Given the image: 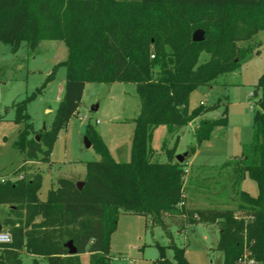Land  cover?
Segmentation results:
<instances>
[{"label": "trees", "instance_id": "16d2710c", "mask_svg": "<svg viewBox=\"0 0 264 264\" xmlns=\"http://www.w3.org/2000/svg\"><path fill=\"white\" fill-rule=\"evenodd\" d=\"M195 29L203 30L202 41H192ZM260 30L264 0H0V42L14 46L24 41L34 50L42 40H61L67 49L66 58L53 67L62 65L66 72L54 126L40 137L46 149L40 150L38 141L26 140L21 132L16 147L25 161L41 151L50 162L55 128L77 110L86 83H132L139 100L128 162L115 161L88 124L85 136L100 159L85 162L80 189L59 178L40 200L39 172L0 181V205L17 216L11 241L0 243V264H22V250L32 256V264H80L82 253L88 254L90 264H109V237L120 213L148 216L151 224L164 229L166 215L187 214L194 222L193 212L179 206L185 160H175L173 149L165 148L166 140L167 161L154 159L153 129L164 125L175 137L183 125L195 121V144L187 152L191 155L216 127L225 126L226 106L218 118H208L205 113L216 105L207 108L200 102L188 110L189 93L235 70L250 50L242 42ZM256 92L251 141L238 157L224 163L231 166L237 208L247 217H235L229 210L210 214L218 224L215 248L221 264H238L244 250L247 258L264 264V71ZM13 107L17 120L25 118V101ZM245 175L256 184L255 196L237 188ZM166 235L172 257L159 246V258L151 264H189L184 248ZM63 237L72 241L75 255L67 254Z\"/></svg>", "mask_w": 264, "mask_h": 264}, {"label": "rangeland", "instance_id": "374dc122", "mask_svg": "<svg viewBox=\"0 0 264 264\" xmlns=\"http://www.w3.org/2000/svg\"><path fill=\"white\" fill-rule=\"evenodd\" d=\"M242 45L250 46V50L235 70L221 75L213 84L198 86L189 93L188 110L200 102L207 108L216 105L205 113L208 118H218L224 106L227 108L226 125L216 127L210 138L197 146L194 156L195 152L191 155L187 152L195 144V121L183 125L175 137H170L164 125H158L152 132L150 146L154 159L167 161L163 147L165 140V148L173 149L174 158L186 153L181 206L193 212L194 222L188 221L187 214L166 215L164 229L151 224L148 216L120 213L109 237V264H151L159 258V246L166 247L170 242L166 231L176 246L184 248L189 264H221L222 255L215 248L218 224L210 214L229 210L235 217H247V212L237 208L238 195L231 191V166L224 163L238 157L242 147L252 138V117L259 95L256 82L264 71V30ZM66 56L67 49L61 40H42L34 50H30L24 41L16 42L14 46L0 42V178L14 181L39 172L42 176L37 193L40 200L46 198L59 178L69 179L73 184L82 181L85 162L100 159L93 144L88 147L84 144L88 124L115 161L130 160L133 118L139 109L132 83H86L77 110L68 121L55 128L49 150L50 162L44 161L41 151L25 161L24 152L16 147L22 132L26 140L38 141L40 150L46 149L40 137L54 126L66 72L62 65L53 67ZM21 101H25V118L17 120L13 103ZM93 105H96L95 110L91 109ZM237 188L251 196L257 194L255 182L246 175L238 181ZM198 211L208 222L198 218ZM16 217L7 205H0L1 230L10 234ZM62 241L64 244L68 240L63 237ZM165 255L171 258L172 249L166 247ZM241 257L247 258L245 250ZM20 259L22 264H32V256L25 250ZM79 261L90 264L87 253L80 254Z\"/></svg>", "mask_w": 264, "mask_h": 264}, {"label": "water", "instance_id": "95a60500", "mask_svg": "<svg viewBox=\"0 0 264 264\" xmlns=\"http://www.w3.org/2000/svg\"><path fill=\"white\" fill-rule=\"evenodd\" d=\"M203 34H204L203 30L195 29L192 32V35H191L192 41H195V42L202 41L203 38H204ZM91 109L95 110L96 109V105H93L91 107ZM35 139L38 140V136H36ZM84 144H85L86 147L90 146V142H89V140L86 137L84 138ZM185 155H186V153L183 154V155H176L175 156V160L178 161V162H181V161H183V158L185 157ZM82 184H83V181H77L75 183V186H76L77 189H80ZM0 229H1V226H0ZM64 246L67 248V254L68 255H75L77 253L76 247L72 244L71 240H68L66 243H64Z\"/></svg>", "mask_w": 264, "mask_h": 264}, {"label": "built area", "instance_id": "2783aa9c", "mask_svg": "<svg viewBox=\"0 0 264 264\" xmlns=\"http://www.w3.org/2000/svg\"><path fill=\"white\" fill-rule=\"evenodd\" d=\"M4 179L0 178V181H3ZM182 201L179 203V206L182 205ZM11 241L10 234L4 230L0 229V243H8ZM238 264H256V262L251 258H238L237 260Z\"/></svg>", "mask_w": 264, "mask_h": 264}, {"label": "crops", "instance_id": "0c3cea01", "mask_svg": "<svg viewBox=\"0 0 264 264\" xmlns=\"http://www.w3.org/2000/svg\"><path fill=\"white\" fill-rule=\"evenodd\" d=\"M85 86V85H84ZM197 153V151L193 154V156L195 155ZM190 160H191V158H190Z\"/></svg>", "mask_w": 264, "mask_h": 264}]
</instances>
